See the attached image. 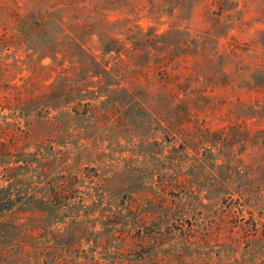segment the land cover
Returning <instances> with one entry per match:
<instances>
[{
    "label": "rangeland",
    "instance_id": "obj_1",
    "mask_svg": "<svg viewBox=\"0 0 264 264\" xmlns=\"http://www.w3.org/2000/svg\"><path fill=\"white\" fill-rule=\"evenodd\" d=\"M153 1L130 9L105 8L106 0H0V9L30 10L43 26L20 43L16 24L0 17V148L30 161L12 180L39 195L64 173L75 187L65 201L24 212L19 229L48 264L54 256L65 264H264V89L253 84L264 85V0H184L156 12ZM223 2L234 22L228 33L240 43L226 62L237 65L235 82L215 86L203 118L184 122V133L165 135L152 105L116 89V99L94 102L87 115L15 108L53 80L56 68L44 67L54 61L50 45L73 46L66 9L81 4L79 40L101 59L107 33L121 36L136 22L212 29V10ZM197 128L206 134L200 142L186 135ZM14 157L0 158L1 185L11 181L3 173ZM14 219L0 223V264H37L16 249Z\"/></svg>",
    "mask_w": 264,
    "mask_h": 264
},
{
    "label": "trees",
    "instance_id": "obj_2",
    "mask_svg": "<svg viewBox=\"0 0 264 264\" xmlns=\"http://www.w3.org/2000/svg\"><path fill=\"white\" fill-rule=\"evenodd\" d=\"M183 1L155 0L151 8L154 12L164 11L173 5H182ZM141 2L142 0H106L105 8L133 9ZM80 8L81 4L75 6V11L66 9L68 14L65 16L69 22L64 32L74 42L73 46L70 47L71 43H67L55 50L51 44L48 49L51 52L46 53L56 62L44 66L47 72L56 68L53 80L44 89L30 93L24 102L15 103V108H36L47 113L50 108L68 106L74 114L87 115L93 111L94 102L104 104L116 99L112 95V90L116 89L122 94L131 95L137 103L143 99V105H152L150 112L163 122L160 126L165 135H171L173 132L184 133V122L203 118L205 106L212 98L210 91L215 86L235 82L237 65H226V62L232 61L234 55L238 54L240 43L234 34L228 33L234 22L230 7H226L224 2L212 10V29L192 31L188 27H170L158 31L152 26L145 28L136 22L126 25L121 36L107 33V37L101 41V59H97L89 47L79 40L83 29L78 21L82 15ZM12 12H16L19 18ZM35 16L30 10L21 13L0 9V17L7 19L4 23H8L9 19L16 24V39L20 43L34 33L35 29L43 27L41 20ZM223 17L229 20L228 24H225ZM228 35L230 39L224 48L219 40ZM58 51L61 52L60 57L56 55ZM117 75V79L111 80ZM50 76L51 74L47 78ZM112 83L117 85L116 88H111ZM253 84L257 90L264 89L262 84L255 81ZM103 86L105 93H101ZM1 97L0 94V101ZM30 101H39L41 105H29ZM186 135L198 142L206 136L200 128ZM7 150L0 148V158L5 153L14 155L12 160L16 163L4 167V179L11 181L5 185L0 182V223L9 224L15 217L11 227L18 234L16 240L19 247L16 249L28 260L48 264L45 255L34 245H29L24 238V234L27 235L28 232L19 228L26 220L20 222L19 219L30 208H46L49 200L60 202L74 196L73 179L60 173L55 183L49 184V191L43 189L39 195L27 186L23 189V183L19 179L13 181L12 177H15L16 169L28 166L30 161L21 151ZM29 233L32 235V231ZM52 260L50 264H65L60 256H54ZM29 264H33L32 261Z\"/></svg>",
    "mask_w": 264,
    "mask_h": 264
}]
</instances>
